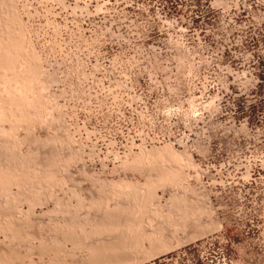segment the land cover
Segmentation results:
<instances>
[{"label":"rangeland","instance_id":"1","mask_svg":"<svg viewBox=\"0 0 264 264\" xmlns=\"http://www.w3.org/2000/svg\"><path fill=\"white\" fill-rule=\"evenodd\" d=\"M0 51V264H264V0H0Z\"/></svg>","mask_w":264,"mask_h":264},{"label":"built area","instance_id":"2","mask_svg":"<svg viewBox=\"0 0 264 264\" xmlns=\"http://www.w3.org/2000/svg\"><path fill=\"white\" fill-rule=\"evenodd\" d=\"M141 264H230V259L225 247L210 250L203 245H188Z\"/></svg>","mask_w":264,"mask_h":264},{"label":"bare ground","instance_id":"3","mask_svg":"<svg viewBox=\"0 0 264 264\" xmlns=\"http://www.w3.org/2000/svg\"><path fill=\"white\" fill-rule=\"evenodd\" d=\"M4 32H5V31H4ZM3 35H4V34H3ZM9 36H10V35H9ZM7 37H8V36H7ZM3 38H4V37H3ZM5 39H6V38H5ZM10 39H11V37H10ZM14 39H15V38H14ZM11 40H12V39H11ZM6 42H7V41H6ZM2 43H3V42H2ZM2 43H1V44H2ZM7 43L9 44V42H7ZM15 43H16V42H15ZM4 45H6V44H4ZM2 46H3V44H2ZM6 46H7V45H6ZM9 47H11V46H9ZM12 47H13V46H12ZM19 47H20V46H19ZM23 47H24V46H23ZM28 48H29V47H28ZM13 49H14V48H13ZM16 49H17V48H16ZM16 49H15V50H16ZM2 50H3V49H2ZM4 50H5V49H4ZM12 51H14V50H12ZM24 51H25V49H24ZM0 52H1V51H0ZM2 52H3V51H2ZM2 52H1V53H2ZM4 52H6V51H4ZM1 53H0V54H1ZM11 53H12V52H11ZM4 54H5V53H4ZM9 54H10V53H9ZM17 54H18V53H17ZM15 55H16V54H15ZM11 56H12V55H11ZM12 57H13V56H12ZM17 57H18V56H17ZM26 57H27V56H26ZM8 58L10 59V57H8ZM21 58H23V57H20V59H21ZM13 59H14V58H13ZM13 59H12V61H13ZM16 59H17V58H16ZM33 59H34V58H33ZM28 60H29V59H28ZM10 61H11V59H10ZM12 61H11V62H12ZM6 62H7V60H6ZM15 62H16V60H15ZM4 63H5V62H4ZM17 63L19 64V62H17ZM15 64H16V63H15ZM3 65L6 66L5 64H3ZM3 65H2V67H4ZM12 65H13V63H12ZM21 65H22V63H21ZM23 65H24V64H23ZM29 65H30V64H29ZM10 66H11V65H10ZM13 66H14V65H13ZM15 66H16V65H15ZM22 67H24V66H22ZM5 68H6V67H5ZM7 68H8V67H7ZM20 68H21V67H20ZM20 68H19V69H20ZM12 69H13V68H12ZM4 70H5V69H4ZM7 70H8V69H7ZM7 70H6V71H7ZM9 70H11V69H9ZM9 70H8V71H9ZM14 70H15V68H14ZM0 71H1V70H0ZM20 71H23V70H20ZM34 71H36V70H34ZM10 72H12V71H10ZM29 72H30V71H29ZM17 73H18V72H17ZM19 73H20V72H19ZM23 73H24V72H23ZM30 73H31V72H30ZM34 73H35V72H34ZM21 74H22V72H21ZM25 74H26V73H25ZM25 74H24V75H25ZM32 74H33V72H32ZM36 75H37V74H36ZM4 76H5V75H4ZM8 76H9V75H8ZM8 76L6 75V77H8ZM20 76H21V75H20ZM27 76H28V75H27ZM38 76H39V75H38ZM10 77H11V76H10ZM12 77H13V75H12ZM15 77H16V76H15ZM32 77H33V76H32ZM13 79H14V78H13ZM18 79H19V77L17 78V80H18ZM21 79H22V78H21ZM25 79H26V77H25ZM29 79H30V78H29ZM29 79H28V81H30ZM1 81H2V80H1ZM11 81H12V80H11ZM21 81L24 82V80H21ZM31 81H32V80H31ZM40 81H41V80H40ZM3 82H5V81H3ZM13 82H14V80H13ZM17 82H18V81H17ZM26 82H27V80H26ZM33 82H34V81H33ZM5 83H6V82H5ZM7 83H9V82H7ZM7 83H6V84H7ZM15 83H16V81H15ZM15 83H14V84H15ZM29 83H30V82H29ZM34 83H35V82H34ZM1 84H3V83L1 82ZM10 84H12V82H11ZM17 84H18L17 86H19V87H17V88L19 89V88H20V83L18 82ZM26 84H28V83H26ZM12 85H13V84H12ZM15 85H16V84H15ZM15 85H14V86H15ZM23 85H25V84H23ZM29 85H30V84H29ZM41 85H42V84H41ZM0 86H1V85H0ZM3 86H4V85H3ZM6 86H7V85H6ZM14 86H13V87H14ZM25 86H26V85H25ZM27 86H28V85H27ZM30 86H32V85H30ZM35 86H36V85H35ZM4 87H5V86H4ZM4 87H3V88H4ZM8 87H10V85H9ZM15 87H16V86H15ZM3 88H2V89H3ZM5 88H6V87H5ZM11 88H12V87H11ZM11 88H10V90H12V95H13V91H14V90H13V88H12V89H11ZM25 88H26V87H25ZM6 89H7V88H6ZM14 89H15V88H14ZM18 89H17V91H18ZM20 89H22V86H21ZM23 89H24V88H23ZM30 89H31V88H30ZM34 89H35V88H34ZM44 89H45V88H44ZM3 90H4V89H3ZM15 90H16V89H15ZM8 91H9V88H8ZM17 91L14 92V93L17 94V93H18ZM22 91H23V90H22ZM24 91H25V90H24ZM26 91H27V90H26ZM35 91H36V90H35ZM33 92H34V91H33ZM33 92H31V93L33 94ZM10 93H11V91H10ZM20 93H21V92H20ZM3 94H4V93H3ZM5 94H6V92H5ZM18 94H19V93H18ZM26 94L29 95V93H27V92H26ZM1 95H2V94H1ZM9 95H10V94H8V96H9ZM22 95H24V94L22 93ZM28 95H27V97H28ZM33 95H34V94H33ZM3 96H4V95H3ZM6 96H7V95H6ZM15 96H16V95H15ZM18 96H21V95L19 94ZM24 96H25V95H24ZM4 97H5V96H4ZM10 97H12V96H10ZM16 97H17V96H16ZM25 97H26V96H25ZM29 97H30V96H29ZM1 98L3 99L2 96H1ZM12 98H13V97H12ZM2 99H1V100H2ZM6 99H9V98H6ZM13 99H14V98H13ZM17 99H18V98H17ZM33 99H34V97H33ZM33 99H32V100H33ZM38 99H39V97H38ZM42 99H43V98H42ZM3 100H5V99H3ZM19 100L21 101V99H19ZM22 100H23V99H22ZM30 100H31V99H30ZM35 100H36V97H35L34 101H35ZM9 101H10V100H9ZM25 101H26V99H25ZM28 101H29V100H28ZM44 101H45V100H44ZM15 102H16V101H15ZM21 102H23V101H21ZM40 102H41V101H40ZM4 103H5V102H4ZM4 103H3V104H4ZM12 103H14V102L12 101ZM16 103H17V102H16ZM19 103H20V102H19ZM25 103L27 104V102H25ZM10 104H11V103H10ZM17 104H18V103H17ZM32 104H33V103H32ZM1 106H2V108H4L3 105H1ZM6 107H7V106H6ZM11 107H12V105H11ZM13 107H14V106H13ZM20 107H21V106H20ZM22 108H23V107H22ZM9 109H10V108H9ZM16 109H17V108H16ZM19 109H20V108H19ZM6 110H7V109H6ZM11 110H14V109H11ZM11 110H10V111H11ZM1 111H2V109H1ZM17 111H18V109H17ZM5 112H7V111H5ZM18 112H19V111H18ZM42 112H43V111H42ZM1 114H2V115H1ZM22 114H23V113H22ZM0 115L3 116V112H1ZM13 116H14V115H13ZM13 116H12V117H13ZM20 116H22V115H20ZM16 117H17V116H16ZM24 117H25V116H24ZM1 118H2V117H1ZM18 120H19V119H18ZM12 121H13V120H12ZM2 122H3V121H2ZM18 123H19V122H18ZM0 129H2V128H0ZM3 132H4V131H3ZM30 168H31V167H30ZM0 169H1V168H0ZM31 169H32V168H31ZM33 170H34V169H33ZM6 171H7V170H6ZM2 172H3V171H2ZM9 172H10V171H9ZM2 175H3V173H2ZM16 175H17V174H16ZM3 176H5V175H3ZM3 176H2V177H3ZM4 178H6V177H4ZM20 178H21V177H20ZM162 178H163V177H162ZM0 179H1V177H0ZM7 179H8V177H7ZM4 181H6V180H4ZM13 182H14V181H13ZM22 212H23V211H22ZM116 212H117V211H116ZM109 213H110V212H109ZM19 215H20V214H19ZM110 217H113V216H110ZM113 218H114V217H113ZM103 220H105L104 222H106V219H105V218H104ZM8 221H9V220H8ZM101 221H102V219H101ZM96 222H98V221H96ZM102 223H103V222H102ZM114 223H115V222H114ZM97 224H98V223H97ZM1 225H2V224H1ZM98 225H99V224H98ZM100 225H101V224H100ZM113 225H114V224H113ZM5 226H6V225H5ZM12 228H13V227H12ZM65 231H66V230H65ZM69 232H70V231H69ZM108 232H109V231H108ZM124 232H125V231H124ZM86 235H87V234H86ZM12 236H13V235H12ZM69 237H70V236H69ZM116 237H117V236H116ZM124 237H126V236H124ZM118 238H119V237H118ZM115 239H117V238H115ZM99 240H100V239H99ZM105 240H106V239H105ZM117 240H118V239H117ZM11 241H12V240H11ZM42 241H43V240H42ZM75 241H76V240H75ZM103 241H104V240H103ZM124 241H126V240H124ZM101 242H102V241H101ZM105 242H106V241H105ZM113 242H114V241H113ZM113 242H111V244H112ZM118 242H119V241H117L116 244H118ZM121 242H122V240H121ZM85 244H86V243H85ZM99 244H100V243H99ZM99 244H98V245H99ZM103 244H104V242H103ZM103 244L101 243V245H102L103 247H102V246L99 247L97 244H96L97 246H95V245H91L92 247L90 246L91 248L94 247V250H95L94 252L97 253V254H99V255H98L99 257H98L97 259L94 258L97 254H96V255L94 254L95 256L92 257V258L94 259V261H96V260L99 259V262L97 261V263H96V262H94L93 259L91 258L90 260L93 261V262L90 261L91 263L99 264V263H101V262H100V260H101L102 263L104 264V263H105V262H104V260H105V256H104V258H103V255L100 254V253H98V252H104V251H105V253H106V252H108L111 248H113L112 250H114V248H115V247H112V246L115 245V243H114V244H112L111 246H110V245H109L108 247L106 246L107 250L110 248L108 251H106V250H103V249H104V245H103ZM123 244H124V243H123ZM161 244H162V243H161ZM105 245H108V244L105 243ZM119 246H120V244H119ZM119 246H117V247L119 248ZM85 247H86V246H85ZM117 247H116V248H117ZM174 247H175V246H174ZM91 248H90V249H91ZM106 248H105V249H106ZM165 248H166V247H165ZM169 248H170V247H169ZM162 249H163V247H162ZM167 249H168V248H167ZM92 250H93V249H92ZM119 250H121V248H120ZM119 250H118V251H119ZM43 251H44V250H43ZM54 251H55V250H54ZM116 251H117V249H116ZM116 251H115V252H116ZM128 251H129V250H128ZM159 251H162V250H159ZM110 252L112 253L113 251H110ZM119 252H120V251H119ZM119 252H118V254H119ZM121 252H122V250H121ZM126 252H127V251H126ZM88 253H89V252H88ZM92 253H93V252H91V254H92ZM105 253H104V254H105ZM124 253H125V252H124ZM115 254H116V253H115ZM118 254H117V255H118ZM160 254H161V253H160ZM109 255H110V253H109ZM117 255H116V256H117ZM158 255H159V254H158ZM100 256H102V257H100ZM116 256H115V258H117V259L114 260V261H117L116 264H119V263L121 264L123 261H122V259H119V256H120V255H119L118 257H116ZM107 257H109L108 254H107ZM113 257H114V256H112V258H113ZM121 257H122V256H121ZM121 257H120V258H121ZM150 257H151V256H150ZM100 258H102V259H100ZM112 258H111V259H112ZM115 258H114V259H115ZM111 259H110V260H111ZM132 260H133V259H132ZM85 261H86V260H85ZM105 261H107V259H106ZM114 261H113L112 263H115ZM127 261H129V260H127ZM127 261H124L125 264H126ZM109 262H111V261H109V259H108V263H109ZM130 262H131V261H130ZM132 262H133V261H132ZM102 263H101V264H102ZM108 263H107V264H108ZM135 263H136V262H135ZM82 264H83V263H82ZM123 264H124V263H123ZM131 264H132V263H131Z\"/></svg>","mask_w":264,"mask_h":264}]
</instances>
